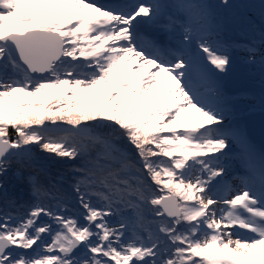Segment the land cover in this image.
<instances>
[{
	"label": "snow or ice",
	"instance_id": "snow-or-ice-1",
	"mask_svg": "<svg viewBox=\"0 0 264 264\" xmlns=\"http://www.w3.org/2000/svg\"><path fill=\"white\" fill-rule=\"evenodd\" d=\"M228 7L0 0V264H264V149L224 87L233 51L264 81V3L241 42Z\"/></svg>",
	"mask_w": 264,
	"mask_h": 264
},
{
	"label": "rangeland",
	"instance_id": "rangeland-1",
	"mask_svg": "<svg viewBox=\"0 0 264 264\" xmlns=\"http://www.w3.org/2000/svg\"><path fill=\"white\" fill-rule=\"evenodd\" d=\"M99 2L106 3L110 2V0H99ZM209 3L219 5L220 0H209ZM262 3H264V0H229L230 7L220 9L222 14L229 20L228 30L224 38L230 41L237 34L240 39L236 38V41L241 42L244 37L242 33H245L244 30L247 27L248 21H252L256 26H259L260 5ZM243 8L249 13L248 16L243 12ZM243 57L244 53L242 51L232 52L233 66L238 63L242 67L243 74L246 77V83H244V87L247 88L246 91L242 90L236 92L227 91L225 89L227 94L231 97L232 123L234 125L239 124V127H241V117L256 111L264 112V102H262V99H264V81H262L257 70L250 69L243 63ZM260 137L259 135V138ZM254 139H256V141L258 140V138H252V141H254ZM260 143L259 141L260 148L264 149V145ZM239 172V164L234 162V174Z\"/></svg>",
	"mask_w": 264,
	"mask_h": 264
},
{
	"label": "water",
	"instance_id": "water-1",
	"mask_svg": "<svg viewBox=\"0 0 264 264\" xmlns=\"http://www.w3.org/2000/svg\"><path fill=\"white\" fill-rule=\"evenodd\" d=\"M243 12L249 15V13L244 8ZM244 83H246V77L243 74L242 67L237 63L233 66L231 73L226 77L224 87L226 90L236 88L246 91ZM240 120L242 122V128L247 132L250 141L258 149H261L259 141L261 142L260 144L264 145V112L256 111L252 114L241 117ZM259 135L261 136L260 138L262 141L260 140ZM252 138H258V140L256 141V139H254V141H252Z\"/></svg>",
	"mask_w": 264,
	"mask_h": 264
},
{
	"label": "trees",
	"instance_id": "trees-1",
	"mask_svg": "<svg viewBox=\"0 0 264 264\" xmlns=\"http://www.w3.org/2000/svg\"><path fill=\"white\" fill-rule=\"evenodd\" d=\"M247 16V15H246ZM241 33V32H240ZM243 35H245V33H242ZM236 38H239V35L236 34V36L234 38H232L230 41H236ZM242 41V40H241ZM235 126H239V124L235 125ZM37 157H43L44 154L39 153L38 151L36 152ZM49 165L51 167V170L53 172H55L56 168H58L59 166L56 164H51V162H49ZM14 171V170H13ZM24 175L26 176L27 173H24ZM6 187L8 188L10 194L15 195L18 199V202L22 199L24 201H28L30 200L29 196H28V188H27V184L24 183L22 180L17 179L12 172L9 173V175L6 177Z\"/></svg>",
	"mask_w": 264,
	"mask_h": 264
}]
</instances>
